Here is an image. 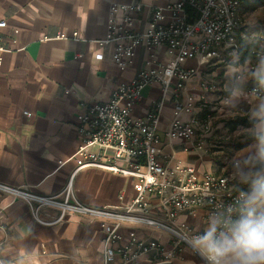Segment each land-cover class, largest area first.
<instances>
[{
  "label": "crops",
  "instance_id": "0c3cea01",
  "mask_svg": "<svg viewBox=\"0 0 264 264\" xmlns=\"http://www.w3.org/2000/svg\"><path fill=\"white\" fill-rule=\"evenodd\" d=\"M136 1L0 0V37L7 48L0 71L1 185L36 197H57L61 202L73 179V193L82 204L91 209L118 212H124L137 196L136 179L95 168L75 174L77 167L73 159L80 145L77 127L83 107L109 102L117 87L130 81L143 67L144 51H140L132 67L119 69L112 59V47L99 46L106 37L110 6ZM168 1L159 0L157 4ZM249 2L241 10L244 19V8ZM60 35L66 38H59ZM227 59L230 63L232 56ZM226 66L221 63L200 66L188 86V92L197 101L202 81L218 87L209 97V109L219 110L220 100L226 96L223 91ZM252 86L253 82L248 81L246 90ZM159 100V86L145 89L133 116L145 117ZM173 106L170 99L164 102L161 132L172 119ZM241 108H246L243 102ZM222 115L217 113L205 152L187 153L177 141L163 149L164 155L194 167L199 175L221 176L230 172L231 161L243 149L236 147L239 140L233 138L239 128L233 131L227 123L246 116L241 113L235 118H224ZM60 216L56 208H41L38 218L53 223L42 225L21 197L0 191V245L13 251H23L25 246L32 248L38 254L35 264H103L102 222L73 213L58 221ZM150 216L163 219L156 208ZM179 222L202 229L204 211L181 215ZM130 230L136 231L141 239L170 244L168 235L161 231L130 225L121 228L123 234ZM137 264H149L148 258L143 257ZM173 264L202 262L192 251L184 249Z\"/></svg>",
  "mask_w": 264,
  "mask_h": 264
},
{
  "label": "built area",
  "instance_id": "2783aa9c",
  "mask_svg": "<svg viewBox=\"0 0 264 264\" xmlns=\"http://www.w3.org/2000/svg\"><path fill=\"white\" fill-rule=\"evenodd\" d=\"M151 1L110 6L106 37L99 46L112 47V59L119 69L132 67L140 51L146 54L144 64L130 81L117 87L109 102L85 106L78 115L80 145L73 157L75 174L95 168L136 179L139 192L124 212L85 206L73 193V179L61 202L57 197H36L0 184V191L21 197L42 225L53 224L38 218L40 209L47 207L60 210L58 221L70 213L100 220L103 264H137L143 257L149 264H173L184 249L192 251L184 235L198 230L179 222V217L202 210L205 221L208 213L230 202L234 195L230 172L199 175L194 167L164 155L163 149L177 141L187 153L207 149L217 113L223 114L222 106L209 109V97L218 87L202 81L198 103L188 86L200 66L227 65V57L239 54L246 42L257 44L241 14L243 5L251 0H170L164 5ZM258 47L254 55L262 49ZM6 52L0 37V71ZM152 86L160 87L161 102L145 117L135 118L133 112L143 91ZM169 99L174 101L173 116L161 132V114ZM154 208L163 219L151 218ZM124 225L161 231L168 235L170 244L141 239L134 230L123 234Z\"/></svg>",
  "mask_w": 264,
  "mask_h": 264
},
{
  "label": "clouds",
  "instance_id": "9594fccd",
  "mask_svg": "<svg viewBox=\"0 0 264 264\" xmlns=\"http://www.w3.org/2000/svg\"><path fill=\"white\" fill-rule=\"evenodd\" d=\"M224 75L220 112L224 118L246 116L250 126L236 135L250 143L230 164L233 198L208 213L202 229L186 233L184 241L202 264H264V49L243 59L233 53ZM37 259L28 246L13 251L0 245V264H35Z\"/></svg>",
  "mask_w": 264,
  "mask_h": 264
},
{
  "label": "rangeland",
  "instance_id": "374dc122",
  "mask_svg": "<svg viewBox=\"0 0 264 264\" xmlns=\"http://www.w3.org/2000/svg\"><path fill=\"white\" fill-rule=\"evenodd\" d=\"M259 2L260 0H251L248 3V5L244 8V15H245V24L250 28L251 35L252 37H254L253 39H255L258 46L264 49V0L263 3L257 5L254 10H251L249 8L250 6ZM241 130L242 129L239 128V132ZM237 133L238 132L233 133L234 134L233 138L235 139V141L237 142L239 140V143L244 142L245 139L242 136H237L236 135Z\"/></svg>",
  "mask_w": 264,
  "mask_h": 264
},
{
  "label": "trees",
  "instance_id": "16d2710c",
  "mask_svg": "<svg viewBox=\"0 0 264 264\" xmlns=\"http://www.w3.org/2000/svg\"><path fill=\"white\" fill-rule=\"evenodd\" d=\"M261 3H263V0H260L259 3H256V4L252 5V6H250L249 8H250L251 10H254L255 7H256L257 5H260ZM257 50H259V47H258L257 44H253V43H248V42H246L244 45H242V48H241V51H240L239 55L241 56L242 59H243L245 56H248V55H252V56H254L253 52H255V51H257ZM227 126H228L231 130L235 131V130H237V129L240 128V127L247 128V127L250 126V124H249V121H248L247 118H241V117H240V118H238V119H236V120H234V121H229V122L227 123ZM249 143H250V141L245 140L244 142L237 144L236 147L239 148V150H241V149L246 148V147L248 146Z\"/></svg>",
  "mask_w": 264,
  "mask_h": 264
}]
</instances>
